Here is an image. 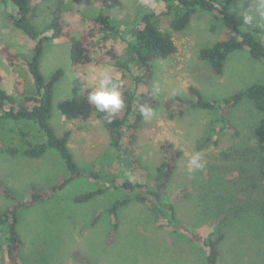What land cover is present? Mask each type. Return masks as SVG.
<instances>
[{"label":"rangeland","instance_id":"374dc122","mask_svg":"<svg viewBox=\"0 0 264 264\" xmlns=\"http://www.w3.org/2000/svg\"><path fill=\"white\" fill-rule=\"evenodd\" d=\"M234 2L232 12L243 29L257 27L264 39V22L246 25L238 15L240 5L247 9L252 0ZM97 5L88 0L76 5L73 0H30L29 19L41 37L49 35L52 23L58 20L65 31L78 38L91 26L90 22H83L79 11L93 15L99 12ZM140 8L156 15L162 31H171V16L166 14L161 0H115L110 12L124 19ZM2 10L0 4V72L7 94L16 105L24 104L36 94L22 59L30 55L32 43L8 23ZM172 34L177 52L155 62L147 87L152 91L153 84L160 86L157 105L150 106L155 115L145 120L138 111L142 103H137L130 128L124 130L120 153L111 147L109 133L88 108L87 96L97 85L102 70L107 69L121 83V92L125 90L123 86L132 88V81L106 62L75 68L71 43L66 39L44 44L40 61L44 77L50 79L58 69L64 71L55 86L51 124L58 135L71 132L70 150L86 175L48 200L18 212L22 244L17 264H208L207 247L191 241L184 232L160 227L165 221H157L146 205L134 201L118 211L119 228L109 243L114 224L109 210L116 201L137 194L115 186L130 180L156 189L164 174L162 146L168 145L180 157L164 190V202L174 204L177 217L204 238L215 225L227 222L223 227L226 240L220 249L221 264H264V112L257 111L248 100L224 113L186 108L172 117L164 107L167 99L177 96L195 100L190 87L212 102L232 98L256 83L264 84V62L251 58L246 50L235 52L226 61L223 75L216 76L200 60L199 51L228 39L233 30L207 12L198 11L186 30ZM116 44L123 52L124 42L118 40ZM8 52L22 57L10 66L5 58ZM9 125L17 128L0 130L2 146L25 149L21 132L31 134L30 140L37 137L34 142L46 141L34 124L10 121ZM193 152L201 153L202 169L191 170L189 159ZM68 175L54 149L35 159L0 150V185L12 195L0 194V213L32 199L34 190L48 192ZM228 189L240 204L226 197ZM99 190L103 192L87 202H74L78 196ZM214 192L219 196L213 200L209 194ZM203 196L206 207L213 200L215 208L222 204L223 209L224 204V210L206 209L200 203ZM222 197L226 199L223 201ZM230 211L236 212L231 215ZM4 234L0 228V264H9Z\"/></svg>","mask_w":264,"mask_h":264},{"label":"trees","instance_id":"16d2710c","mask_svg":"<svg viewBox=\"0 0 264 264\" xmlns=\"http://www.w3.org/2000/svg\"><path fill=\"white\" fill-rule=\"evenodd\" d=\"M80 1L84 0H73V4L76 5ZM88 1H94L100 9L99 12L93 15H89L85 11H79L83 22H90L91 26L80 37L76 38L65 31L64 25L58 20L52 23L50 34L41 37L29 19L31 12L30 0H0L5 19L26 40L32 43L28 57L8 52L5 58L9 65L13 66L16 58L22 57L24 66L32 78L36 93L35 97L27 98L26 103L16 105L15 101L6 92V84L0 72V130L4 132H6V129L7 131H15L17 126L9 127L10 121L15 123L25 121L36 125L46 138L44 142H34L37 137L34 136L30 140L31 134L21 132L23 135L21 140L26 143L25 149L20 151L18 147L2 146L0 141V150L10 155L22 153L26 157L35 159L42 157L49 149H54L59 154L69 174L68 177L56 183L48 192L41 193L34 190L32 199L17 203V206L0 213V228L5 230V256L9 264H17V252L22 244L18 232V212L48 200L77 178L86 175V172L75 161L70 150L71 132L67 130L63 135H58L51 124L55 86L62 79L64 71L58 69L50 79L44 77L40 61L46 42L60 39L70 41L71 60L75 68L92 63L101 64L106 62L122 71L124 78L132 81V88L126 89L124 86L122 88L125 89L122 94L126 107L119 111L114 118L109 113L96 111L90 103L87 104L88 108L96 114V117L109 133L111 147L116 148L119 153L122 152L124 130L130 128L135 113L134 107L137 103L147 104L148 106L157 105L156 96L153 97L150 94L151 90L147 88L154 74L155 62L167 59L177 52L172 32L186 30L193 15L198 11L214 15L215 18L221 19L231 26L233 30L232 36L228 39L217 41L212 46L202 48L199 51L200 60L206 62L216 76L223 75L226 61L235 52L246 50L251 58L264 62V39L261 31L257 27L250 30L243 29L241 21L232 12L231 6L235 3V0H225L223 2L221 0H161L166 6V14L171 16V31H162L158 25L156 15L146 9L140 8L135 14H129L126 18L121 19L110 12L115 0ZM118 40H122L125 44L123 52L117 48L116 41ZM189 91L196 98L195 100L188 101L177 96L174 99L165 101L164 107L170 116L173 117L178 113L182 114L181 112L186 108L221 110L224 113L245 100L252 102L257 111L264 112V84L261 83L248 87L232 98L216 99L212 102L203 99L201 93L193 87H190ZM31 102L32 104L29 105L28 103ZM110 120L111 122H109ZM162 149L164 152V174L160 185L156 189L130 180H125L115 186V188L122 187L127 191H137V194L134 197L116 201L109 210L114 219L109 243L113 242L119 228L118 211L134 201L146 205L157 221H165L160 227L165 226L173 232H184L191 241L207 247L208 264H221L220 249L226 240L223 227L227 222L224 221L220 226L215 225L214 230L208 234L207 238H204L177 217L174 204L165 203L163 193L171 182L176 168L175 163L180 157V153L173 152L170 145L162 146ZM88 175L94 177L93 173ZM102 192V190H99L78 196L74 198V202H87ZM0 194L4 197H12L10 191L2 185H0ZM231 195V190L228 189L226 197L232 199L231 201H235V198ZM209 196H212L214 200L219 196V193H210ZM222 198L223 201L226 199ZM211 202L206 207L204 196L200 201L206 209L220 212L224 210V204L223 209L222 204L215 208ZM235 202L240 204L238 201ZM234 213L230 211L231 215Z\"/></svg>","mask_w":264,"mask_h":264},{"label":"clouds","instance_id":"9594fccd","mask_svg":"<svg viewBox=\"0 0 264 264\" xmlns=\"http://www.w3.org/2000/svg\"><path fill=\"white\" fill-rule=\"evenodd\" d=\"M238 15L243 17L246 25H252L254 21L264 22V0H252L247 9L240 5ZM98 75V83L88 93L87 99L96 111L109 113L114 118L119 111L126 107L123 94L120 91L121 83L114 79L107 69L100 71ZM159 92V84H153L150 94L155 97ZM138 111L145 120H150L155 115L154 109L147 104H141ZM189 164L192 171L202 169L204 162L201 153L193 152Z\"/></svg>","mask_w":264,"mask_h":264}]
</instances>
